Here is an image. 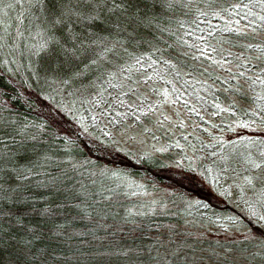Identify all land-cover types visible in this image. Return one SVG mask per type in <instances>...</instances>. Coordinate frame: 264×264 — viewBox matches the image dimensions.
Returning <instances> with one entry per match:
<instances>
[{
	"label": "snow or ice",
	"instance_id": "6c2138e0",
	"mask_svg": "<svg viewBox=\"0 0 264 264\" xmlns=\"http://www.w3.org/2000/svg\"><path fill=\"white\" fill-rule=\"evenodd\" d=\"M193 12L198 13L193 23L200 34L190 45L177 40V46L191 48L184 55L206 62L201 74L224 85L229 98L226 106L215 104L216 114L235 118L239 112L247 119L227 125L235 138L213 137L216 143L206 157L209 164L166 165L155 154L180 145L156 147L158 133L167 134L175 122L148 97L158 92L153 87L159 76L155 65L168 61L137 55V49L145 43L155 47L157 34L175 39L171 20L165 18ZM201 23L207 25L206 32ZM9 64L17 75L26 74L22 81L26 90L33 84L41 92L46 88L57 112L66 114L58 97L73 95L75 88L76 94H95L87 103L99 116H91L90 122L76 120V136L85 138L80 147L88 155L81 163L67 151L74 141L66 134L50 130L47 123L6 118L0 104V250L14 249L27 264H56L63 258L56 250L71 226L105 229L108 234L106 225L111 221V227L127 229L128 235L160 228L144 220L166 215L167 205L126 171L135 165H154L174 168L178 183L208 184L218 195H228V189H218L230 174V188L236 190L230 198L236 210L227 217V226L215 223L227 234L226 240L247 246L220 245L224 254H214L217 264H264V0H0V72ZM174 67L169 65V70ZM208 69L219 70L224 79ZM175 76L180 78L178 72ZM171 91L175 104L181 94L175 87ZM160 95L169 102L167 88ZM99 120L115 127L119 138L108 131L94 135L90 127ZM176 126L184 127L183 121ZM214 127L224 130L222 125ZM150 142H155L151 150ZM195 203L211 207L202 199ZM91 235L95 237L96 231ZM97 251L92 264H107L108 254ZM147 253L144 264H175L178 259V253L162 241ZM122 255L128 257L129 252Z\"/></svg>",
	"mask_w": 264,
	"mask_h": 264
},
{
	"label": "trees",
	"instance_id": "16d2710c",
	"mask_svg": "<svg viewBox=\"0 0 264 264\" xmlns=\"http://www.w3.org/2000/svg\"><path fill=\"white\" fill-rule=\"evenodd\" d=\"M197 15L198 13L195 12L188 16L177 13L174 17H166L165 19L171 20L169 28L175 33V39L169 35L157 34V38L153 40L155 47L145 43L137 49V55L151 56L153 59L158 57L168 61V64L157 63L155 65L154 71H158L159 76L154 78L153 87L158 89V92L155 95H149V100L154 104H160L162 107L158 111L164 115L170 117L166 111V105L169 104L174 108L172 110H178L179 115L183 114L185 117V120L181 117H178L179 120H172L175 122L174 125L183 120L184 127L176 130L173 125L167 134L159 133L165 138L162 146L176 143L180 145L179 148L173 146L164 153L155 154V159L166 165H174L177 161L183 166L191 163L192 167L202 163L209 164L210 161L206 157L213 151L211 145L216 143L213 137H222L225 141L235 138L236 133L228 131L227 125L234 119H247L239 112L235 118L229 113L216 114L215 104L221 103L222 107L226 106V98H229L228 94L223 92L224 85L219 82L214 83L207 75L201 74L199 69L205 67L206 62L193 60L184 55L186 51L191 52V48L177 46V40H186L190 45L200 34L196 24L193 23ZM181 23L183 27H180ZM212 23L221 22L213 20ZM200 28L207 31L205 23H201ZM189 31L193 33L191 37L186 35ZM149 39L152 38L149 37ZM166 45H171V47H166ZM169 65L175 67L170 71ZM208 70L214 76L219 75L221 79H224V74L219 70ZM176 72L179 73V79H176ZM26 79V74L21 71L17 75L15 66L11 64L0 72L2 114L9 119H24L38 124L47 123L50 130L62 135L66 134L74 141L67 151L72 154V158L84 163L88 159L87 149L81 148L80 145L85 138L76 136V132L79 131L76 120L83 118L90 122L91 116H99L93 105L87 103V99L94 98L95 94L93 93L91 97L87 93L76 94V89L73 88L71 89L73 95L59 96L58 100L66 113L61 114L53 108L52 97L47 89L41 92L33 84L31 90H26L22 86V81ZM173 87L181 94L175 104L171 103L176 99V95L171 91ZM165 88L169 91L168 103H164V98L160 95ZM185 101H187V106H185ZM191 109L195 111H190ZM200 117H203V120ZM214 125H222L224 130L221 131ZM90 131L94 135H102L103 131H108L118 138L117 129L107 125L106 120H99L95 127H90ZM237 131L243 130L237 129ZM183 137H187V140ZM44 139L47 140L46 137ZM55 143L60 144V140ZM123 150L127 151L124 147ZM215 150L220 151L219 148ZM4 151H9V148L5 147ZM99 155L103 156V154ZM198 157L200 159H197ZM131 159L135 160V156ZM100 162L103 163V161ZM91 170L93 169H89ZM126 171L134 175L138 184H142L149 193L163 200L167 205L166 215H150L144 220L145 224L150 220L152 225L161 227L158 229L145 228L143 233L134 232L128 235L127 229L111 227V221L106 225L108 234H105V229L97 231L93 228L85 229L83 225L71 226L68 228V237L60 242L61 246L56 250L57 255L63 257L56 264H92V261L99 255L97 250L108 254L107 264H144L143 257L157 241H162L168 248L178 253L175 264H217L214 254L218 253L221 256L224 254L220 245L234 248L247 246L236 244L225 238H218V234L225 232L215 222L219 221L227 226V217L236 210L228 202L230 199L229 186L232 181L227 177L230 174H226L221 179L218 189L219 192L228 189V195H218L208 184H194L188 180L182 181V184L178 183L179 177L174 168L161 170L154 165H135ZM231 189L236 191L234 188ZM147 199L151 200V196ZM197 199L207 201L211 207H197L195 203ZM93 231H96L95 237L91 235ZM124 251L129 252L128 257L122 255ZM0 264H27V260L14 249L4 247L0 250Z\"/></svg>",
	"mask_w": 264,
	"mask_h": 264
},
{
	"label": "rangeland",
	"instance_id": "374dc122",
	"mask_svg": "<svg viewBox=\"0 0 264 264\" xmlns=\"http://www.w3.org/2000/svg\"><path fill=\"white\" fill-rule=\"evenodd\" d=\"M172 109H174V108H172V107H170L169 106V104L168 105H166V111H167V113H168V115H170V119L171 120H179V118L178 117H181L183 120H185V117H184V115L182 114V115H179L180 114V112L178 111V110H172ZM182 120V121H183ZM180 122V121H179ZM177 124H175L174 126H175V129L176 130H178V128H180V127H178V126H176ZM159 134V133H158ZM160 135V140H159V143H156V147H161L162 146V141L163 142H165V138H164V135L163 134H159ZM118 138H119V133H118ZM151 143H155V142H150L149 143V150H151ZM121 144L123 145V147L125 148V149H127L128 150V146L127 145H125L124 143H123V141L121 142ZM133 151H134V149H133ZM232 183V182H231ZM228 185H230V184H228ZM229 194H230V197H232L234 194H235V192H234V190H232L231 188H230V186H229ZM228 202H229V204L234 208V209H236V205H235V203H234V201H233V199H229L228 200ZM227 234L226 233H224V234H218V238H221V239H223V238H225V236H226Z\"/></svg>",
	"mask_w": 264,
	"mask_h": 264
}]
</instances>
